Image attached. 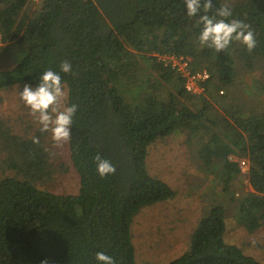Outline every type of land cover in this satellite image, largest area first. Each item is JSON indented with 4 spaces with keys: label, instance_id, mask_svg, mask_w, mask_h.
I'll return each mask as SVG.
<instances>
[{
    "label": "trees",
    "instance_id": "1",
    "mask_svg": "<svg viewBox=\"0 0 264 264\" xmlns=\"http://www.w3.org/2000/svg\"><path fill=\"white\" fill-rule=\"evenodd\" d=\"M31 1L0 0V42L18 59L0 71V91L60 74L66 107L77 108L68 146L79 188L38 189L55 173L47 132L22 136L0 120V167L12 174L0 180V264H98L97 252L137 264L134 216L176 196L148 169V150L180 133L214 182L200 195L207 210L188 245L166 264H264L223 241L227 222L247 233L264 225V102L249 108L235 90L239 69L264 71V0H212L209 15L228 4L229 19L250 25L256 39L252 52L233 42L219 53L199 44L201 27L183 0H38L30 9ZM172 58L190 75L208 74L200 94L186 90ZM64 61L69 74L60 72ZM97 155L114 174H97Z\"/></svg>",
    "mask_w": 264,
    "mask_h": 264
},
{
    "label": "rangeland",
    "instance_id": "2",
    "mask_svg": "<svg viewBox=\"0 0 264 264\" xmlns=\"http://www.w3.org/2000/svg\"><path fill=\"white\" fill-rule=\"evenodd\" d=\"M37 2L38 0H32L29 8L34 9ZM17 60L14 49L10 47V41L0 42V71L11 70ZM169 63L176 66L181 75H185L182 68L184 63L173 58ZM263 73L262 69L251 72L239 69L235 90L249 108L260 107L264 102V90L261 89L264 87ZM64 86L68 96L67 86ZM190 87L191 94L202 92L199 82ZM22 89L23 86L0 91V120L6 122L13 133L31 136L40 126L20 102L18 93ZM66 101L67 97L63 105L65 107ZM184 139V134L180 133L164 137L149 147L148 169L157 178L170 184L176 196L169 201L144 207L134 216L130 231L137 264H166L180 256L188 245L193 227L202 218L204 210H207L204 207L206 201L202 200L200 195L206 190L209 192L208 188L212 187L214 176L203 173ZM45 146L52 154L51 162L55 173L50 181L38 183L37 188L57 195L77 194L79 180L70 161L68 142L55 145L51 140V133L47 132ZM246 169L247 167H244V172ZM10 174L11 172L3 171L0 167V180ZM215 186L219 191L220 187L216 184ZM240 187L243 191L250 190L244 179ZM233 190L240 192L238 188ZM230 223L227 222L223 235L224 243L236 246L256 261L264 262V225L254 233H247L242 228H234Z\"/></svg>",
    "mask_w": 264,
    "mask_h": 264
},
{
    "label": "clouds",
    "instance_id": "3",
    "mask_svg": "<svg viewBox=\"0 0 264 264\" xmlns=\"http://www.w3.org/2000/svg\"><path fill=\"white\" fill-rule=\"evenodd\" d=\"M186 6V15L196 17L197 26L201 27L198 37L199 44L219 53L225 51L233 42L242 44L248 52L256 47V39L250 25L240 20H230L233 13L228 4H224L213 11L212 0H183ZM60 72L69 74L72 66L68 61L60 64ZM20 102L29 110L35 122L40 126L42 133L50 132L51 140L55 145L67 143L71 139L70 128L77 108L75 105L63 106L67 93L60 74L52 70L42 73L39 83L32 87L23 86L18 93ZM33 144L39 143V137H34ZM97 165V174L104 178L115 173V166L99 155L94 158ZM95 259L98 264H116L115 259L104 252H97ZM47 264V261H42Z\"/></svg>",
    "mask_w": 264,
    "mask_h": 264
},
{
    "label": "built area",
    "instance_id": "4",
    "mask_svg": "<svg viewBox=\"0 0 264 264\" xmlns=\"http://www.w3.org/2000/svg\"><path fill=\"white\" fill-rule=\"evenodd\" d=\"M183 70L185 72L184 77L187 79V84L185 85V88L188 92H191V87L195 85V83L200 82V81H204L208 78V74L206 72H202V73H196V74H192L190 75V73L188 72L187 69V64L184 63L183 64ZM179 70V69H178ZM193 82V84H191ZM246 166V164L244 162H241L240 164V168L243 169Z\"/></svg>",
    "mask_w": 264,
    "mask_h": 264
},
{
    "label": "crops",
    "instance_id": "5",
    "mask_svg": "<svg viewBox=\"0 0 264 264\" xmlns=\"http://www.w3.org/2000/svg\"><path fill=\"white\" fill-rule=\"evenodd\" d=\"M179 257V256H178Z\"/></svg>",
    "mask_w": 264,
    "mask_h": 264
}]
</instances>
